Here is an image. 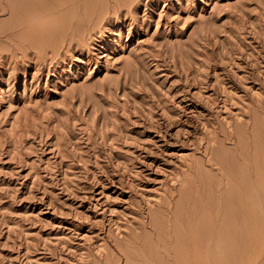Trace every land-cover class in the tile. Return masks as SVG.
<instances>
[{
  "label": "rangeland",
  "instance_id": "rangeland-1",
  "mask_svg": "<svg viewBox=\"0 0 264 264\" xmlns=\"http://www.w3.org/2000/svg\"><path fill=\"white\" fill-rule=\"evenodd\" d=\"M17 1L26 8L13 15L14 0H0V264H125L117 248L148 213L161 224L156 234L175 231V243L160 237L180 253L188 226L186 210L176 209L182 190L194 191L201 209L192 221L199 245L228 215L244 236L232 231L233 252H225L233 257L225 259L264 264V210L255 239L236 202L253 186L250 163L262 162L253 172L264 173V0ZM211 150L226 165L232 160L233 174L222 178L202 163ZM196 165L200 184L188 179ZM216 198L230 202L226 212ZM164 201L181 218L169 213L167 222L158 211ZM144 229L156 254L149 256L171 264Z\"/></svg>",
  "mask_w": 264,
  "mask_h": 264
},
{
  "label": "bare ground",
  "instance_id": "bare-ground-1",
  "mask_svg": "<svg viewBox=\"0 0 264 264\" xmlns=\"http://www.w3.org/2000/svg\"><path fill=\"white\" fill-rule=\"evenodd\" d=\"M43 1H46V0H43ZM48 1V0H47ZM51 1V0H50ZM67 1V0H66ZM79 1H81V0H79ZM79 1H77V2H79ZM70 2V1H69ZM18 3V1L17 0H14V5H13V7L11 8L10 7V12L13 14V15H17L18 13H21V10H23L24 8H26V7H20L19 5L20 4H17ZM38 3V2H37ZM58 3V2H57ZM62 3V2H61ZM60 4V3H59ZM86 5V4H85ZM84 5V6H85ZM23 8V9H22ZM4 6L2 7V6H0V12H4ZM6 11V10H5ZM12 16V15H11ZM19 19V18H18ZM17 19V20H18ZM13 21V20H12ZM17 23V22H16ZM19 23V22H18ZM26 23V22H25ZM15 30V29H14ZM15 32H17V31H15ZM19 32V31H18ZM17 32V33H18ZM16 33V34H17ZM11 34H13L12 32H11ZM13 36H15V34L13 35ZM12 36V37H13ZM16 36H18V35H16ZM254 118H255V116H254ZM256 119H258V118H256ZM261 123V122H260ZM259 125V124H258ZM257 125V126H258ZM262 125V124H261ZM260 126V125H259ZM250 130V129H249ZM248 130V131H249ZM254 130V129H253ZM242 131V130H241ZM252 131V130H251ZM256 131V130H255ZM228 132V131H227ZM257 132V131H256ZM232 133V132H231ZM230 132H228V133H226V134H223V136H224V138H227V139H231L232 138V134H231ZM246 133V132H245ZM251 133V132H250ZM253 133H254V131H253ZM258 133H259V131H258ZM261 133H263V131L261 132ZM244 134V133H243ZM252 134V133H251ZM255 136V135H254ZM240 137V136H239ZM241 137H243V136H241ZM257 137V136H256ZM260 137V135L258 136V138ZM262 137H264V136H262ZM223 138V139H224ZM245 138V137H244ZM243 138V139H244ZM251 138H253V136L251 137ZM250 139V138H249ZM257 139V138H256ZM246 140V139H245ZM255 140V139H254ZM224 141H226V140H224ZM261 141V140H260ZM236 142H238V141H236ZM264 142V141H263ZM232 143H233V141H232ZM235 143V142H234ZM245 144V143H244ZM250 144H252V142H250ZM262 144V143H261ZM248 145V144H247ZM254 145H255V143H254ZM260 145V144H259ZM264 145V144H263ZM260 146H262V145H260ZM238 147H239V145H238ZM240 147H241V145H240ZM254 147H256V146H254ZM253 147V148H254ZM220 148V147H219ZM236 148V147H235ZM243 148V147H242ZM248 148V147H247ZM263 148V147H262ZM215 149V148H214ZM238 149V148H237ZM244 149H245V147H244ZM259 149V148H258ZM206 150V149H205ZM216 150V149H215ZM224 150V149H223ZM257 150V149H256ZM217 151V150H216ZM215 151V152H216ZM220 151H222V150H220ZM225 151V150H224ZM226 151H227V149H226ZM252 151V150H251ZM259 151V150H258ZM214 152V151H213ZM212 152V150L210 151V154H209V156H207V158H205L203 161H202V163L204 164V165H208L211 169H215L216 171H218L217 173H219L221 176H222V178H224V177H227L224 173H226V171H229L230 169H227V165L228 164H230V161H232V160H230L229 162H228V164L226 165V162L225 161H223V158L221 157V159L220 160H222V161H220V160H217V157H215V156H217V155H214L215 153H213ZM229 152V151H228ZM233 152V151H232ZM231 152V153H232ZM240 152H242V151H240ZM240 152H236L235 154H237L238 153V155L237 156H239L240 158L242 157V154L240 153ZM217 153V152H216ZM230 153V152H229ZM264 153V152H263ZM225 154H226V152H225ZM243 154H245V153H243ZM254 154H256V153H254ZM254 154H250V156L251 155H253L254 156ZM258 154V153H257ZM227 155V154H226ZM228 155H230V154H228ZM232 155V154H231ZM231 155H230V159H231ZM220 156V155H219ZM225 156V155H224ZM256 156H258V155H256ZM264 156V155H263ZM233 157H234V154H233ZM220 157H218V159H219ZM228 158V157H227ZM243 158V160H245L244 159V157H242ZM246 158V160L244 161V162H246L247 161V159L249 160L250 158L252 159V157H249L248 156V158L247 157H245ZM259 158V157H258ZM257 158V159H258ZM249 160L250 162H252V160H253V162H254V160H256L255 158L254 159H252V160ZM263 159V158H262ZM261 159V160H262ZM225 160V159H224ZM235 160V159H234ZM241 160V159H240ZM238 161V160H237ZM258 161V160H257ZM256 162V161H255ZM195 163V162H194ZM241 162H239V163H237V164H240ZM249 163V162H248ZM258 163V162H257ZM256 163V164H257ZM260 163V162H259ZM262 163V162H261ZM260 163V164H261ZM264 163V162H263ZM236 163L235 164H233L234 166L235 165H237ZM245 164V163H244ZM251 164V165H250ZM249 165H250V167H253L254 169H255V167H259L260 166V164H258L257 166L255 165V167H254V163L252 164V163H250ZM194 165V164H193ZM199 165V164H198ZM198 165H196V166H192L191 168H190V176H191V178H188V179H190V181H196L197 183H199L200 184V182H201V179L202 178H200L199 176H200V171L198 172V170H199V166ZM201 165V164H200ZM233 165H232V167H233ZM241 165V164H240ZM248 164L246 163V166H247ZM249 165H248V168L250 169V167H249ZM262 165V164H261ZM189 166V165H188ZM239 166V165H238ZM229 167H231V166H229ZM231 167V168H232ZM237 167V166H236ZM202 168V167H201ZM235 168V167H234ZM233 168V169H234ZM253 168H251L252 170V174L254 175V176H252L254 179V183H253V186H251L252 188L249 190V191H246V192H244V191H241L240 189L242 188L243 190L245 189L244 187H246L247 188V185L249 184V187H250V181H249V183L248 184H246V186H245V184H242V186H241V188L238 190V187H237V189H234L235 191H237V192H240V193H238L239 194V197H237V200H238V198H239V201H236L237 202V204L239 205V207H238V213H239V216H240V219H241V224L244 226L243 228H246L247 230H248V232L250 233L249 235L250 236H253V237H255V239H256V236L258 235L257 233H259L258 232V230L262 227L261 226V222H260V219H262V218H260L261 217V213H262V211L264 210L263 209V207H264V183H261V180L260 179H262L263 177H261L262 176V174L264 175V173H262V171L260 170V172L262 173V174H260V172H259V174H260V176H259V174L257 173V172H253ZM257 168H256V170H257ZM261 167H259V169H260ZM195 169H197V170H195ZM232 169V170H233ZM262 169H263V167H262ZM214 170V171H215ZM239 170V169H238ZM237 170V171H238ZM243 170V169H242ZM264 170V169H263ZM234 171H235V169H234ZM248 171H250V170H248ZM255 171V170H254ZM202 172V171H201ZM230 173H232L233 174V171L231 172V171H229ZM240 172V171H239ZM264 172V171H263ZM230 173H227V175L228 174H230ZM238 173V172H237ZM241 173V172H240ZM245 173V172H244ZM230 175L231 176V178L233 177V175ZM203 175V174H202ZM214 175V174H213ZM225 175V176H224ZM236 175V174H235ZM242 175V174H241ZM245 174H243V176H244ZM224 176V177H223ZM247 174L245 175V179L246 178H249V176H247ZM237 177V176H236ZM239 177V176H238ZM237 177V178H238ZM260 177V178H259ZM218 178V177H217ZM216 178V179H217ZM234 178H235V176H234ZM241 179H243L244 177H240ZM250 178H251V176H250ZM241 179H239V180H241ZM245 179H243V180H241V181H243V182H241V181H239V180H237V179H235V180H237V182L236 183H238V181L240 182V185H241V183H244L245 182ZM252 179V178H251ZM203 180V179H202ZM205 180H206V178H205ZM263 180V182H264V179H262ZM200 181V182H199ZM206 181H208V180H206ZM225 181V180H224ZM231 181H233V180H231ZM246 181H248V179L246 180ZM252 181V180H251ZM216 182V181H215ZM218 182V181H217ZM188 183H189V181H188ZM202 183V182H201ZM208 183V182H207ZM219 183H220V181H219ZM219 183H217L218 185H219ZM246 183V182H245ZM192 184V183H191ZM193 184H195V185H197L196 183H193ZM198 184V185H199ZM217 184H214V185H217ZM221 184V183H220ZM231 184H232V182H231ZM239 184V183H238ZM237 184V185H238ZM251 184H252V182H251ZM188 185H190V184H188ZM198 185H197V187H198ZM205 185H208V184H205ZM184 186H186V184L184 185ZM193 186V185H192ZM200 186H204V184H202V185H200ZM199 186V187H200ZM188 187V186H187ZM196 187V186H195ZM196 187V188H197ZM206 187V186H205ZM235 187H236V185H235ZM240 187V186H239ZM248 187V188H249ZM184 188V187H183ZM191 188V186L189 187V189ZM192 188H194V186L192 187ZM203 187H201V189H202ZM210 188V187H209ZM231 189H232V186L230 187ZM234 188V187H233ZM195 189V188H194ZM194 189H192V190H194ZM181 190V189H180ZM191 190V191H192ZM198 189H195V192H199L200 194H202L201 192H200V188H199V190L197 191ZM210 190V189H209ZM226 190V189H225ZM234 190H233V193L231 194V195H238V194H235V192H234ZM245 190H247V189H245ZM185 190H182V191H180V193H179V200H178V203L176 202V209L177 208H179L178 207V205H180L181 206V208L183 207L184 208V212H185V210H186V214H184V215H182L183 216V220H184V222H187L188 223V226H185L186 224H184V222H182L181 221V223H183V227L185 226L186 227V229H185V231H186V236H184L183 234V236L184 237H186V242H184V244L185 245H183V247L184 248H182V246L180 247V243L181 242H183V239H184V237H182L183 239H182V241L181 242H176L177 244H172V245H177V246H179L180 247V249H181V251H180V253H179V248H178V251H176L175 249H177V246H175L174 247V252L175 253H173V251H172V246H169L171 243H172V241L176 238L175 236H174V239H172V241L170 240V237L172 236V235H174L175 234V231L173 230V232H171V233H168V235H167V232L169 231V230H171V226L169 227V225H170V223L171 222H174L173 220H171V222H169V224L167 223L168 222V220H170L171 219V217H169V216H172V218H181V214L179 215L177 212H178V210L177 211H175L174 209H172V210H174V212L173 211H171L170 210V207L171 206H169L170 204H168V203H166L165 201V203L164 204H161V209L160 210H158V211H161V213L162 214H164V218H166L165 220L167 221H165L166 223L165 224H168V226H167V228L169 229L167 232H166V235H165V237H167L168 236V238H164L163 236L164 235H160V236H162L164 239H166V241L165 242H167V240H168V242H169V240H170V244L168 243H165L164 241H162V238L159 236V234H156L155 233V228H156V226H154V224L155 223H153L154 221H153V219H152V216H151V214L150 213H148L149 214V218H148V221L147 222H145V224H142L143 226H141L142 227V231L141 230H139V233H131V236H130V238H128V241H126L125 240V244L123 245L124 247H122V248H117L118 249V254H119V256H121V257H123V258H125L126 260H125V264H127V262H128V264L130 263V262H132L131 260H135L134 262H132L131 264H133V263H141V264H158L157 262H159L160 260H159V258L157 259V260H159V261H157V260H154V258H157V256L156 257H154L153 259L149 256V253L152 255L153 253H151V252H149L148 253V247L150 248V245L146 248L145 247V245H146V243H144V239H142L141 238V234H142V236H143V234L144 235H146L147 237H148V235H147V233H146V231H145V229L144 228H146V227H148L149 229H150V232L151 233H153L152 234V236L154 235V239H155V246L154 247H157V248H155L156 250L155 251H157L158 253H161V254H163L164 256H166L167 258H169V260H170V262H171V264H213V263H219V262H221L222 260H223V262L226 264L227 262H225V261H232L231 260V258L233 257H231L230 256V254L228 255L227 253L230 251V252H233V251H231L230 249V247H228L226 244H227V242H228V239L229 238H232V237H230V235L232 234V231L233 230H235L234 229V227H236V224H235V221L234 220H231L232 222H229L230 220H229V218H228V215L226 216V219H224L225 218V216L224 215H222L221 217H224V218H222V220L219 222V224H218V222L216 223V222H214V223H212L209 227V229L208 230H206L207 232H205V230H204V232H205V236H204V239H205V243H204V245H202L201 246V244L199 245V242L200 241H202V239L200 238V237H202V236H198V234H197V232L198 231H195V229H194V226H193V224H196L197 225V220H193V218H194V216H195V214H194V212L197 210V209H199V208H197L198 206V204L196 203L195 204V200L197 201V199H195V198H193V196L196 194V193H194V191H193V194L192 195H188V193L187 192H184ZM188 191V190H187ZM204 191V190H203ZM205 191H206V189H205ZM214 191H215V189H214ZM227 191H228V189H227ZM221 192H222V190H221ZM226 191H224V193H225ZM232 191L230 190V193H231ZM236 192V193H237ZM198 193V194H199ZM204 194V193H203ZM207 194H210V193H208L207 192ZM213 194H215L216 196L217 195H219V194H216V193H213ZM225 194H229V191H228V193H225ZM173 195V194H172ZM205 195V194H204ZM222 195V194H221ZM231 195H230V197H228V198H231ZM192 196V197H191ZM226 196V195H225ZM170 197V196H169ZM195 197V196H194ZM197 197V196H196ZM202 196H200L199 195V199L201 198ZM211 197V196H210ZM233 197V196H232ZM204 198V197H203ZM203 198H201V199H203ZM212 198V197H211ZM219 198H220V196H219ZM228 198H226V199H228ZM235 198V197H234ZM234 198H233V203H234ZM170 199V198H169ZM172 199V198H171ZM221 199V198H220ZM236 199V198H235ZM215 200V199H214ZM216 200H217V198H216ZM219 200V199H218ZM218 200L216 201V203L218 202ZM223 201L225 200V199H222ZM201 201H203L204 202V200H201ZM212 201H213V199H212ZM222 201V202H223ZM231 201V200H230ZM231 201V202H232ZM203 202H200V204L199 205H201V204H203ZM219 202H220V200H219ZM239 202V203H238ZM170 203H173V202H170ZM198 203H199V200H198ZM223 203H225V202H223ZM226 203H227V201H226ZM226 203L224 204V205H222L221 204V202H220V207L221 206H225L226 205ZM174 204H175V200H174ZM208 204V203H207ZM215 204V203H214ZM228 205L230 204V202L229 203H227ZM232 204V203H231ZM218 206H219V204H217ZM203 206L205 207V208H207L206 207V202H205V205L203 204ZM233 206V205H232ZM231 205H230V207H232ZM175 207V206H174ZM211 207V206H210ZM209 207V208H210ZM226 207H227V205L225 206V209H223L224 211L226 210ZM235 207V206H234ZM201 208V207H200ZM219 208V207H218ZM211 209V208H210ZM215 209V208H214ZM233 208H231V210H232ZM204 210V209H203ZM218 210V209H217ZM220 210V209H219ZM218 210V211H219ZM228 210L229 211H231L230 210V208L228 207ZM228 210H227V212H228ZM233 210H236V209H233ZM198 211H201V209H199ZM206 211V213H207V209L206 210H204V212ZM171 212L173 213V215H171ZM181 211L179 210V213H180ZM183 212V213H184ZM203 212V211H202ZM213 212H215V210L213 211ZM212 212V213H213ZM226 212V211H225ZM225 212H223V213H225ZM235 212V211H234ZM264 212V211H263ZM152 213V212H151ZM158 214L160 213V212H157ZM170 213V215L168 216V214ZM218 212H216L215 214V216H219V218L221 219V217H220V215H218L217 214ZM222 213V214H223ZM194 214V215H193ZM228 214H231V212L230 213H228ZM262 214H264V213H262ZM154 215V214H153ZM197 215V214H196ZM214 215V214H213ZM232 215H234V213L232 212ZM155 216V215H154ZM154 216H153V218H154ZM166 216V217H165ZM200 215H198V216H196L197 217V219H199L198 217H199ZM264 216V215H263ZM262 216V217H263ZM159 216H157V218H158ZM211 217H212V215H211ZM156 218V217H155ZM160 218V217H159ZM162 218H163V216H162ZM162 218L161 219H159V220H162ZM201 218V217H200ZM209 218H210V216H209ZM212 218H214V217H212ZM218 218V220H220ZM233 218V217H232ZM238 218V217H237ZM181 219V220H182ZM203 219V218H202ZM175 220V219H174ZM178 220H180V219H178ZM177 220V222H179ZM200 220V219H199ZM211 220V219H210ZM209 220V221H210ZM216 219H214L213 221H215ZM263 220H264V218H263ZM156 221H157V219H156ZM176 221V220H175ZM192 221H193V224H192ZM201 221V220H200ZM203 221V220H202ZM208 221V222H209ZM234 221V222H233ZM161 222V221H160ZM196 222V223H195ZM207 222V221H206ZM208 222H207V224H208ZM237 222H240V220L239 221H237ZM159 223V222H158ZM162 223H164V222H162ZM176 223V222H175ZM180 223V222H179ZM180 223V224H181ZM203 223V222H202ZM216 223V226L218 227V228H216V229H214L216 226L214 225ZM262 223H264L263 221H262ZM160 224V223H159ZM172 224V223H171ZM210 224V223H209ZM232 224V225H231ZM233 224H235V226H233ZM156 225H157V223H156ZM161 225V224H160ZM158 226V228H156V229H159V231H160V228H161V226ZM173 225V224H172ZM176 225V224H175ZM200 225H201V223H200ZM203 225V224H202ZM237 225H239V224H237ZM177 226V225H176ZM178 226H180V228H181V225H178ZM177 226V227H178ZM205 226H208V225H206L205 224ZM215 226V227H214ZM240 226V225H239ZM261 226V227H260ZM160 227V228H159ZM202 227V226H201ZM204 227V226H203ZM214 227V228H213ZM238 227V226H237ZM260 227V228H259ZM166 228V227H165ZM173 228V227H172ZM176 228V227H175ZM174 228V229H175ZM198 228V230H199V228H200V226L199 227H197ZM197 228H196V230H197ZM241 228H242V226H241ZM148 229V230H149ZM179 229V228H178ZM177 229V230H178ZM184 229V228H183ZM203 229V228H202ZM180 230V229H179ZM239 229L237 228V231H238ZM243 230V229H242ZM246 230V231H247ZM141 231V232H140ZM183 232H184V230H182ZM202 231V233H201V235H204V233H203V230H201ZM236 231V230H235ZM236 231V232H237ZM245 231V230H244ZM263 231V230H262ZM157 233H159L158 231H156ZM165 232V231H164ZM177 232H180V231H177ZM163 233V231L160 233V234H162ZM239 233H241L240 232V230H239ZM238 232H237V234H236V237H237V235L239 234ZM149 235H150V233H149ZM177 235V234H176ZM232 235H235V232H234V234H232ZM240 235V234H239ZM242 235V234H241ZM240 235V237H242V240H243V236H241ZM261 235V233L259 234V236ZM248 236V235H247ZM173 237V236H172ZM177 237H178V235H177ZM179 237H180V235H179ZM229 237V238H228ZM239 237V236H238ZM253 237H251V239H252V242L253 243H255L254 242V240H253ZM261 237V236H260ZM247 238V237H246ZM146 239V238H145ZM148 239V238H147ZM233 239V238H232ZM261 239V238H260ZM144 240V241H143ZM236 240V239H235ZM239 240V239H238ZM150 241L151 240H148V243H150ZM174 241H176V239L174 240ZM173 241V242H174ZM178 241V240H177ZM204 241V240H203ZM246 242H247V239L245 240ZM245 241H244V244H245ZM123 242V241H122ZM231 242V241H230ZM236 242H238L237 240H236ZM241 242V241H240ZM243 242V241H242ZM250 242H251V240H250ZM251 242V244H253ZM116 243H117V241H116ZM119 243V242H118ZM121 243V242H120ZM124 243V242H123ZM175 243V242H174ZM248 243V242H247ZM256 243H257V241H256ZM255 243V244H256ZM154 244V243H153ZM229 244V243H228ZM250 244V243H249ZM250 244V245H251ZM114 245H116V244H114ZM121 245V246H122ZM148 245V244H147ZM152 245V244H151ZM231 245V244H230ZM229 245V246H230ZM233 246H234V244H232ZM238 245H239V242H238ZM247 245V244H246ZM254 245V244H253ZM120 246V247H121ZM152 246V247H153ZM229 248H227V247ZM240 246V245H239ZM116 247H117V245H116ZM152 247H151V249H152ZM172 247V248H171ZM232 247V246H231ZM241 247H243V245L241 246ZM241 247H238V249L240 248L241 249ZM249 247V246H248ZM234 249H235V247H233ZM232 248V249H233ZM237 249V250H238ZM239 249V250H240ZM148 250V251H147ZM227 250V251H226ZM236 250V251H237ZM239 250H238V252H239ZM116 251V250H115ZM155 251H153V249H152V252H155ZM227 253H226V252ZM241 251V250H240ZM178 252V253H177ZM229 252V253H230ZM237 252V253H238ZM242 252V251H241ZM240 252V253H241ZM234 253H236V252H234ZM227 254V255H226ZM232 254V253H231ZM154 255V254H153ZM156 255V254H155ZM154 255V256H155ZM225 255L228 257V256H230L231 258L230 259H228V260H226L225 259ZM232 255H234V254H232ZM237 255V254H236ZM239 256V255H238ZM234 257H237V256H235L234 255ZM161 258V257H160ZM166 259V258H165ZM224 259H225V261H224ZM236 259V258H235ZM238 259H240V256L238 257ZM237 259V260H238ZM140 261V262H138V261ZM162 260V259H161ZM130 261V262H129ZM153 261V262H152ZM167 261H165L164 263H166ZM233 262V261H232ZM159 263H162V262H159ZM231 263V262H230ZM229 263V264H230ZM106 264V263H105ZM222 264V263H221ZM233 264H234V262H233ZM240 264V263H239Z\"/></svg>",
  "mask_w": 264,
  "mask_h": 264
}]
</instances>
